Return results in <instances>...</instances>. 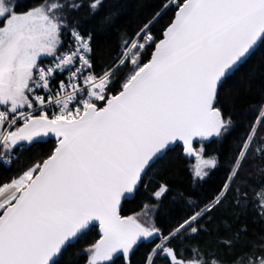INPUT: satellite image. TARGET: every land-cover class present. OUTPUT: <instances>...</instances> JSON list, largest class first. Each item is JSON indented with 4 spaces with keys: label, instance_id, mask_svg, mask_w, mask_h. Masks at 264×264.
I'll return each mask as SVG.
<instances>
[{
    "label": "snow or ice",
    "instance_id": "obj_1",
    "mask_svg": "<svg viewBox=\"0 0 264 264\" xmlns=\"http://www.w3.org/2000/svg\"><path fill=\"white\" fill-rule=\"evenodd\" d=\"M131 7L0 0V161L54 139L0 179V264H264V0H136L128 26ZM114 32L98 67L97 42ZM253 93L256 115L210 193L146 181L176 146L206 181L220 157L203 141L229 136ZM142 184L152 202L122 215ZM169 194L176 215L158 226Z\"/></svg>",
    "mask_w": 264,
    "mask_h": 264
},
{
    "label": "trees",
    "instance_id": "obj_2",
    "mask_svg": "<svg viewBox=\"0 0 264 264\" xmlns=\"http://www.w3.org/2000/svg\"><path fill=\"white\" fill-rule=\"evenodd\" d=\"M17 2L22 5L30 6L34 0H17ZM130 3L132 7L128 10L125 21L128 26H134L137 21L139 10L136 7V0H130ZM147 3L154 4L156 0H147ZM118 43L119 32H114L108 36H102L98 40L96 48L98 67L106 64L114 56L115 53L113 49L116 48ZM259 99V94L253 93L236 105V125L229 136L223 140L214 138L203 141L208 153L213 155L219 154L220 157L218 167L210 173L206 181L196 184L194 180L195 173L193 171L194 158L183 153L182 148L179 146H176L174 151L170 154V164L167 171H160L159 175H153L150 172L149 176L145 178L146 181L149 178H151L153 182L166 180L172 185L174 191L179 188L185 192H196L199 195L210 193L224 179L225 171L228 167L227 158L231 155L246 125L254 119L256 113L252 110L251 106L256 105ZM200 143L201 142H196V146L199 147ZM53 144L54 140L50 139L46 143L21 150L19 152V159L15 160L12 165L6 166L0 163V179L15 174V172L25 163L29 162L31 158L41 153H46ZM151 191V185L147 189L143 184L140 185L133 197L124 201L121 214L131 215L140 211L144 203H151ZM176 212L177 207L172 200V195L169 194V196L163 200L159 212L155 213V222L158 226H167L176 215ZM96 232H98V227L90 232L87 238H94ZM142 251L143 249H141V252L137 253V258H139Z\"/></svg>",
    "mask_w": 264,
    "mask_h": 264
},
{
    "label": "water",
    "instance_id": "obj_3",
    "mask_svg": "<svg viewBox=\"0 0 264 264\" xmlns=\"http://www.w3.org/2000/svg\"><path fill=\"white\" fill-rule=\"evenodd\" d=\"M45 139H46V141H48V140H50V139L54 140L53 138H45ZM211 139H214V138H210V139H208V140H211ZM208 140H206V141H208ZM198 141H200V139H199V138H196V142H198ZM185 154H186V153H185ZM187 155H188V154H187ZM189 156L196 157L195 155H189ZM134 194H135V192L132 193V194H126V196L122 198V200H121V208H122V206H123L124 201L127 200V199L132 198Z\"/></svg>",
    "mask_w": 264,
    "mask_h": 264
},
{
    "label": "rangeland",
    "instance_id": "obj_4",
    "mask_svg": "<svg viewBox=\"0 0 264 264\" xmlns=\"http://www.w3.org/2000/svg\"><path fill=\"white\" fill-rule=\"evenodd\" d=\"M200 164V161H197L195 158H194V162H193V171L195 173V170L197 168V166Z\"/></svg>",
    "mask_w": 264,
    "mask_h": 264
}]
</instances>
